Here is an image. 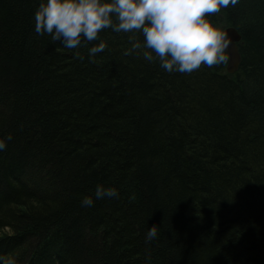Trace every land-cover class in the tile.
<instances>
[{"label":"trees","instance_id":"1","mask_svg":"<svg viewBox=\"0 0 264 264\" xmlns=\"http://www.w3.org/2000/svg\"><path fill=\"white\" fill-rule=\"evenodd\" d=\"M41 2L0 0V257L264 264V0L211 15L241 35L234 75L168 73L111 29L66 49L35 32ZM97 185L118 198L82 207Z\"/></svg>","mask_w":264,"mask_h":264},{"label":"clouds","instance_id":"2","mask_svg":"<svg viewBox=\"0 0 264 264\" xmlns=\"http://www.w3.org/2000/svg\"><path fill=\"white\" fill-rule=\"evenodd\" d=\"M238 3L239 0H42L34 13V30L49 35L66 49L97 41L99 33L107 29L139 34L143 43L130 36L131 49L126 55L145 49L146 61L158 59L168 73L190 74L202 65L211 68L229 63L232 36L211 15ZM106 47L104 42L92 46L89 57ZM6 146V141L0 139V150ZM94 196L95 199L85 196L81 206L90 208L95 200L118 198L119 192L115 187L97 185ZM157 235L158 226L153 225L146 233V241L151 242ZM0 264L15 261L0 257Z\"/></svg>","mask_w":264,"mask_h":264},{"label":"water","instance_id":"3","mask_svg":"<svg viewBox=\"0 0 264 264\" xmlns=\"http://www.w3.org/2000/svg\"><path fill=\"white\" fill-rule=\"evenodd\" d=\"M229 34L232 36L233 43L230 47V61L227 67V72L229 75H234L239 70L241 65V56L239 53V43L241 42V35L237 32L235 28H228Z\"/></svg>","mask_w":264,"mask_h":264},{"label":"rangeland","instance_id":"4","mask_svg":"<svg viewBox=\"0 0 264 264\" xmlns=\"http://www.w3.org/2000/svg\"><path fill=\"white\" fill-rule=\"evenodd\" d=\"M262 25H264L263 22H262ZM262 27H263V26H262ZM263 28H264V27H263ZM227 73H228V72H227Z\"/></svg>","mask_w":264,"mask_h":264}]
</instances>
